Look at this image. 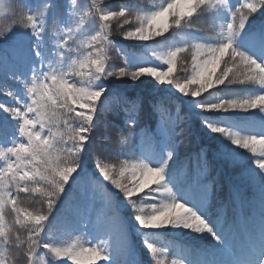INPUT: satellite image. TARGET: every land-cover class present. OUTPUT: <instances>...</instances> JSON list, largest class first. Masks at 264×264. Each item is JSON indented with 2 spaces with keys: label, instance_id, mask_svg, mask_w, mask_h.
<instances>
[{
  "label": "snow or ice",
  "instance_id": "obj_1",
  "mask_svg": "<svg viewBox=\"0 0 264 264\" xmlns=\"http://www.w3.org/2000/svg\"><path fill=\"white\" fill-rule=\"evenodd\" d=\"M3 20L0 264H167L147 231L168 228L205 245L170 264H264V0H0Z\"/></svg>",
  "mask_w": 264,
  "mask_h": 264
},
{
  "label": "trees",
  "instance_id": "obj_2",
  "mask_svg": "<svg viewBox=\"0 0 264 264\" xmlns=\"http://www.w3.org/2000/svg\"><path fill=\"white\" fill-rule=\"evenodd\" d=\"M9 2L13 5V7H18L21 3V0H9ZM118 2L119 0H113V3H118ZM145 2L151 4L154 2H158V0H145ZM232 2L235 3V0H232ZM7 24H8L7 20L0 21V27H6ZM112 55H113V61L118 63L119 61L117 60L115 53H113ZM147 57L150 59H154V57L151 56V53H148ZM158 63H162V62L158 61ZM174 75H182L179 67H177L176 71L174 72ZM140 90H145V89H143L142 86ZM129 91L131 92L133 90L129 89ZM0 99H2V97H0ZM184 99L185 101H187L189 98H184ZM209 99H215V96L209 97ZM198 123L199 122L196 120V118L193 117V131L201 136H204L205 134L201 132L197 127ZM102 133H103V127L98 128L97 135L100 136L102 135ZM193 150H195V145H193ZM36 206L39 207V205ZM128 223H129V228H131L133 222L129 220ZM157 231L159 235L154 234L152 231L148 230L147 236L148 239L155 242L158 246H163L170 250V254L162 257V259H164L167 262V264H170L171 259L176 258L178 255H183L187 258H192L191 254L194 248H196L197 246L199 247L205 246L203 242L195 239V234L191 235L190 237L183 238L176 235L173 236L166 231H161V230H157ZM136 252H137L136 258L138 260L143 258L145 261H147L149 259L150 254H146V250L143 249L142 245L139 243L136 244ZM98 264H103V262H98ZM152 264H155V262L153 261Z\"/></svg>",
  "mask_w": 264,
  "mask_h": 264
},
{
  "label": "rangeland",
  "instance_id": "obj_3",
  "mask_svg": "<svg viewBox=\"0 0 264 264\" xmlns=\"http://www.w3.org/2000/svg\"><path fill=\"white\" fill-rule=\"evenodd\" d=\"M161 231H166V232L170 233L173 236L176 235V236H180V237H183V238L190 237L191 235H193V234H188V233L184 232L181 229L168 228V229H161Z\"/></svg>",
  "mask_w": 264,
  "mask_h": 264
}]
</instances>
